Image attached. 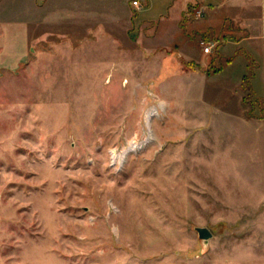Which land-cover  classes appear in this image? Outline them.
Returning <instances> with one entry per match:
<instances>
[{
	"label": "rangeland",
	"instance_id": "rangeland-1",
	"mask_svg": "<svg viewBox=\"0 0 264 264\" xmlns=\"http://www.w3.org/2000/svg\"><path fill=\"white\" fill-rule=\"evenodd\" d=\"M133 1L0 0V264H264V42Z\"/></svg>",
	"mask_w": 264,
	"mask_h": 264
},
{
	"label": "crops",
	"instance_id": "crops-1",
	"mask_svg": "<svg viewBox=\"0 0 264 264\" xmlns=\"http://www.w3.org/2000/svg\"><path fill=\"white\" fill-rule=\"evenodd\" d=\"M191 4L204 10L205 16L208 15L205 22L207 29L215 28L219 17L232 19L250 34L240 41L258 40L260 49H263L264 0H187V7ZM262 80L264 83V69Z\"/></svg>",
	"mask_w": 264,
	"mask_h": 264
},
{
	"label": "water",
	"instance_id": "water-1",
	"mask_svg": "<svg viewBox=\"0 0 264 264\" xmlns=\"http://www.w3.org/2000/svg\"><path fill=\"white\" fill-rule=\"evenodd\" d=\"M195 230L204 244H207L213 237L212 232L207 227H195Z\"/></svg>",
	"mask_w": 264,
	"mask_h": 264
},
{
	"label": "built area",
	"instance_id": "built-area-1",
	"mask_svg": "<svg viewBox=\"0 0 264 264\" xmlns=\"http://www.w3.org/2000/svg\"><path fill=\"white\" fill-rule=\"evenodd\" d=\"M133 5H135V6H137V7H140V6H139V1H137V0H134V1H133ZM196 13H197V15H199V16L202 14V12L199 11V10H197ZM212 48H213V45H212V44H206L205 47H204V51H205V53H210L211 50H212Z\"/></svg>",
	"mask_w": 264,
	"mask_h": 264
},
{
	"label": "bare ground",
	"instance_id": "bare-ground-1",
	"mask_svg": "<svg viewBox=\"0 0 264 264\" xmlns=\"http://www.w3.org/2000/svg\"><path fill=\"white\" fill-rule=\"evenodd\" d=\"M139 147H140V145L135 144V143H132V145H131L128 149H126V150L124 151L123 155H125L127 152L132 151V150H135V149H137V148H139Z\"/></svg>",
	"mask_w": 264,
	"mask_h": 264
},
{
	"label": "trees",
	"instance_id": "trees-1",
	"mask_svg": "<svg viewBox=\"0 0 264 264\" xmlns=\"http://www.w3.org/2000/svg\"><path fill=\"white\" fill-rule=\"evenodd\" d=\"M220 69H222V67H218V68H217V71H219Z\"/></svg>",
	"mask_w": 264,
	"mask_h": 264
}]
</instances>
